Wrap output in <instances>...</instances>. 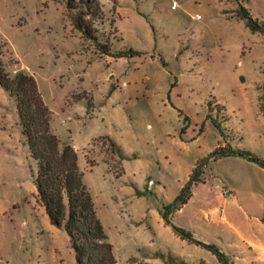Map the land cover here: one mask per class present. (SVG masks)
I'll return each mask as SVG.
<instances>
[{
	"label": "rangeland",
	"instance_id": "374dc122",
	"mask_svg": "<svg viewBox=\"0 0 264 264\" xmlns=\"http://www.w3.org/2000/svg\"><path fill=\"white\" fill-rule=\"evenodd\" d=\"M96 1L103 19L85 21L99 42L139 54H102L71 19L85 11L80 0L70 9V0H0V61L10 75L34 76L61 141L71 143L73 128L121 141L119 150L99 136L80 151L84 170L98 165L85 182L118 264H153L158 255L122 243L121 192L140 198L127 203L172 207L196 167L201 181L176 221L216 245L226 264H264V166L211 156L238 148L264 161V32L241 9L264 23V0ZM36 169L15 99L0 86V264H76L67 233L37 202ZM173 248L193 264H220L202 246Z\"/></svg>",
	"mask_w": 264,
	"mask_h": 264
},
{
	"label": "trees",
	"instance_id": "16d2710c",
	"mask_svg": "<svg viewBox=\"0 0 264 264\" xmlns=\"http://www.w3.org/2000/svg\"><path fill=\"white\" fill-rule=\"evenodd\" d=\"M74 1L70 0L68 3L69 9ZM80 3L85 7V11L79 16L73 15L71 19L79 31L96 42L102 54L115 58L139 54L133 49L116 53L108 45L100 43L95 35L96 30L88 25L85 18L94 16L103 19L102 7L96 0H80ZM241 9L251 28L264 32V23L253 20L242 4ZM0 86L15 99L22 133L30 156L36 162L34 183L37 202L44 207L51 224L67 233L75 253L76 264H118L113 244L97 214L93 196L85 182V172L79 166L77 151L70 143L61 141L51 129V111L45 104L36 79L22 71L10 75L0 61ZM214 124L219 127L216 122ZM229 154L246 156L264 166V161L240 149L219 147L211 156L221 157ZM200 181L196 167L174 205L167 207L166 211L180 209L186 204L193 195V188ZM173 229L183 239L212 252L220 264H226L224 253L216 245L197 240L182 227L173 225Z\"/></svg>",
	"mask_w": 264,
	"mask_h": 264
},
{
	"label": "crops",
	"instance_id": "0c3cea01",
	"mask_svg": "<svg viewBox=\"0 0 264 264\" xmlns=\"http://www.w3.org/2000/svg\"><path fill=\"white\" fill-rule=\"evenodd\" d=\"M113 99L114 98H112V100ZM66 130L69 132V135L67 138L71 141L70 144L77 151L78 163L82 170H84L83 167H85L83 163L85 164L86 156L85 154L81 156L80 151L81 149H84L85 147L89 146V144L95 138L99 136H108L117 144V146L119 147V150L123 149L120 143L121 141H118L111 135L105 134L103 132L83 133L80 129H74V128L70 130L68 129ZM56 131H57V134L61 136V129L56 130ZM97 166L98 165L93 166V168L89 171L84 170L85 181H86L87 176L90 173H94ZM121 166L123 168V172L121 175L122 177V176L127 175L128 173L124 166V162L122 161V159H121ZM198 185L199 184L195 185V187H197ZM129 190L132 192L133 189L131 188ZM129 190L126 189L125 191L121 192L122 194L121 196H119L120 197L119 205L125 204V207H120V209L117 208V210L114 211L115 220L117 221L118 226H119V228L117 227V229H118L119 234L123 238L122 243L124 245L131 247L132 248L131 252H134V253L137 251L138 252L145 251V252H150L151 254H158L157 256L155 257L153 256V258L150 259V261L153 264H158L157 262H159V260L165 262L166 264H169V263L193 264L189 260V257L186 254H181L173 248L177 244H181L187 247H190L191 244H194L188 241L187 239H183L173 229V225L182 227L176 221V216L180 214V212L184 209V206L187 203L184 204L180 209L173 210L171 212L166 211V208L162 209L160 207H151L149 205H145L142 203L140 204H135L134 202L127 203L126 200L128 201L129 198L130 200H136V198L140 200V198L136 197L134 193L128 192ZM125 194L129 195V197L127 198L122 197ZM108 196L109 195L107 194L106 197L109 200ZM115 205H117L116 207H118V204H115ZM122 209H124V211H122ZM132 217H135L138 223V227H137L138 229L135 232H133L128 226L129 223L131 222L130 219ZM125 231H128L129 233L128 236L124 235ZM113 247H114V252L116 255V251H115L116 248L114 244H113ZM257 249L260 250V252L264 255V245L263 244L258 245ZM201 262H204V261H201Z\"/></svg>",
	"mask_w": 264,
	"mask_h": 264
},
{
	"label": "built area",
	"instance_id": "2783aa9c",
	"mask_svg": "<svg viewBox=\"0 0 264 264\" xmlns=\"http://www.w3.org/2000/svg\"><path fill=\"white\" fill-rule=\"evenodd\" d=\"M173 6H175V3H174V5Z\"/></svg>",
	"mask_w": 264,
	"mask_h": 264
}]
</instances>
